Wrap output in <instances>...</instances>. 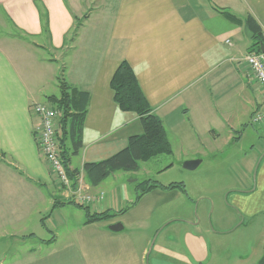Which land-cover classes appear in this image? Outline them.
<instances>
[{
  "label": "crops",
  "instance_id": "crops-1",
  "mask_svg": "<svg viewBox=\"0 0 264 264\" xmlns=\"http://www.w3.org/2000/svg\"><path fill=\"white\" fill-rule=\"evenodd\" d=\"M216 8L241 18L251 14L264 37V0H0V246H18L0 264H213L194 215L188 225L195 228L184 234L186 248L166 244L178 242L179 230L148 251L158 228L150 231L149 220L186 189L153 188L126 211L85 223L84 210L74 204L75 188L59 185L38 149L40 122L31 105L44 85L27 59L43 69L66 61L65 81L89 92L82 147L68 168L80 170L82 193L103 195L88 205L90 211L113 213L121 209V197L112 191L107 196L100 188L105 179L89 185L82 165L109 157L142 132L138 116L113 100L110 79L121 61L129 63L161 118L171 154L199 156V164L202 156L237 143L264 99L242 61L250 51L243 26ZM258 171L264 199V154ZM114 223L122 228L109 229Z\"/></svg>",
  "mask_w": 264,
  "mask_h": 264
},
{
  "label": "rangeland",
  "instance_id": "rangeland-1",
  "mask_svg": "<svg viewBox=\"0 0 264 264\" xmlns=\"http://www.w3.org/2000/svg\"><path fill=\"white\" fill-rule=\"evenodd\" d=\"M88 12L89 9H86L80 13ZM24 56L28 57L27 54ZM43 56L48 54L44 52ZM27 61L36 82L44 85L39 93V102L50 104L46 97L58 95L59 82L67 80V62L57 61L43 69L40 63L32 59ZM245 121L242 126L245 130L237 143L222 146L213 155L202 156V162L192 170L183 168L184 161L190 158L174 152L141 161L136 171H116L104 180L100 188L107 192V196L112 191L114 198L121 197L118 204L120 208L131 205L138 182L154 180L163 184H184L186 192H183L181 199L166 209H159L149 220L150 231L158 227L148 243L149 253L156 248V244H161L166 234L179 230L176 236L178 242L166 244L176 249L186 248L184 234L195 228L188 225V219L194 215L195 222L200 219L196 227L201 230L195 232L204 239L205 251L209 253L210 259H215L213 264L258 263L264 241V214L260 212L264 203L263 190L257 184L258 168L264 154V123L253 124L250 119ZM195 157L192 159L201 160L199 156ZM170 165L172 167L168 168ZM47 214L49 212L43 216L48 217ZM15 247L18 246H0V262L9 260L16 253Z\"/></svg>",
  "mask_w": 264,
  "mask_h": 264
},
{
  "label": "trees",
  "instance_id": "trees-1",
  "mask_svg": "<svg viewBox=\"0 0 264 264\" xmlns=\"http://www.w3.org/2000/svg\"><path fill=\"white\" fill-rule=\"evenodd\" d=\"M216 9L235 25H246L253 33L249 45L250 51H260V45L264 46V37L261 26L251 14L248 13L241 18L223 8ZM79 27L80 22H77L73 29V35ZM43 30H47V18L44 15ZM59 83V94L49 95L46 98L59 112L56 127L59 156L63 161L70 186L76 189L80 170H70L68 164L71 156L76 155L82 147V128L89 103V92L78 89L65 80H61ZM110 88L118 108L122 111L133 112L138 116L142 125V132L129 136L126 146L109 157L83 163L82 172L91 186L98 185L116 171H136L139 168V162L172 152L161 118L148 103L133 69L127 61H121L116 67L110 79ZM156 187L179 188L185 191L182 182H171L164 185L154 180H144L137 183V191L131 205L136 203L142 195ZM74 204L84 210L85 223L107 219L128 209V207L121 208L113 213L107 210L92 212L88 205L78 201H75ZM257 264H264V241L262 256Z\"/></svg>",
  "mask_w": 264,
  "mask_h": 264
},
{
  "label": "built area",
  "instance_id": "built-area-1",
  "mask_svg": "<svg viewBox=\"0 0 264 264\" xmlns=\"http://www.w3.org/2000/svg\"><path fill=\"white\" fill-rule=\"evenodd\" d=\"M242 61L264 94V52L248 51L242 57ZM31 110L38 116L40 122L36 133L38 149L55 174L59 185L65 189H70V181L58 150L56 127L59 112L51 104L46 105L39 102L33 103ZM250 122L253 124L264 123V99L252 112ZM73 194L76 195L77 201L85 203L84 205H89L103 197L102 194H82L80 186L74 189Z\"/></svg>",
  "mask_w": 264,
  "mask_h": 264
},
{
  "label": "water",
  "instance_id": "water-1",
  "mask_svg": "<svg viewBox=\"0 0 264 264\" xmlns=\"http://www.w3.org/2000/svg\"><path fill=\"white\" fill-rule=\"evenodd\" d=\"M243 31H244L246 38L248 40H251L253 37V33L249 30V28L246 25H243ZM260 51L264 52V46L263 45H260ZM199 162H200L199 159L186 160L183 163V168L188 169V170H192L199 164ZM121 228H122V225L120 223H114V224L109 225V229L114 230V231H118Z\"/></svg>",
  "mask_w": 264,
  "mask_h": 264
}]
</instances>
